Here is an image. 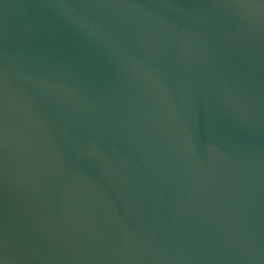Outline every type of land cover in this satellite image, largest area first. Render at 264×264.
I'll return each instance as SVG.
<instances>
[{"label":"water","instance_id":"obj_1","mask_svg":"<svg viewBox=\"0 0 264 264\" xmlns=\"http://www.w3.org/2000/svg\"><path fill=\"white\" fill-rule=\"evenodd\" d=\"M0 264H264V0H0Z\"/></svg>","mask_w":264,"mask_h":264}]
</instances>
